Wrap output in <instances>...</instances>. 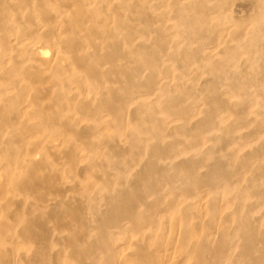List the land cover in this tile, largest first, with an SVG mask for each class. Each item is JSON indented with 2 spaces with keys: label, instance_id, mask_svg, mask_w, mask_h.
<instances>
[{
  "label": "bare ground",
  "instance_id": "1",
  "mask_svg": "<svg viewBox=\"0 0 264 264\" xmlns=\"http://www.w3.org/2000/svg\"><path fill=\"white\" fill-rule=\"evenodd\" d=\"M0 264H264V0H0Z\"/></svg>",
  "mask_w": 264,
  "mask_h": 264
}]
</instances>
